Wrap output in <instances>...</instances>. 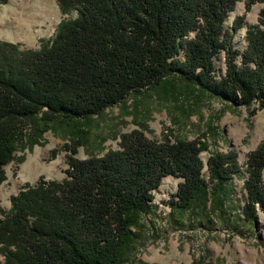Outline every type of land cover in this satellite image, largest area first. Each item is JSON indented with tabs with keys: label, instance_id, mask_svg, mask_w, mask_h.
Instances as JSON below:
<instances>
[{
	"label": "trees",
	"instance_id": "16d2710c",
	"mask_svg": "<svg viewBox=\"0 0 264 264\" xmlns=\"http://www.w3.org/2000/svg\"><path fill=\"white\" fill-rule=\"evenodd\" d=\"M239 2L247 13L264 0H57L71 17L40 49L0 41V186L6 168L23 163L48 132L69 137L63 180L28 185L9 212L0 205V264L129 263L147 217L159 216L154 191L167 177L181 179L169 203L172 217L222 216L235 178L245 180V220L252 224L257 211L264 213V141L243 172L236 151L209 152L206 133L150 139L134 116L138 129L121 134L118 149L104 152L101 143L88 159L77 157L81 147L90 149L85 125L117 106L133 116L150 93L166 105L194 101L180 109L186 117L198 114L206 97L239 103L250 114L255 104L264 109V11L240 51L234 39L245 17L226 27ZM221 55L226 71L217 81Z\"/></svg>",
	"mask_w": 264,
	"mask_h": 264
},
{
	"label": "rangeland",
	"instance_id": "374dc122",
	"mask_svg": "<svg viewBox=\"0 0 264 264\" xmlns=\"http://www.w3.org/2000/svg\"><path fill=\"white\" fill-rule=\"evenodd\" d=\"M262 11L264 3L254 5L246 13L244 2H239L231 13L227 28H231L236 17H245L243 28L234 39L238 50L246 48V31L258 24ZM69 17L61 14L57 0H8V4H0V41L19 44L20 50L40 49L43 42L53 37L59 22ZM215 63L216 79L220 81L226 71L224 55ZM139 100L142 106L133 116L122 114V107L117 106L85 125L83 130L88 131L90 149L81 147L77 157L88 159L90 152L99 151L97 145L101 143L104 152L118 149L120 135L138 129L134 116L148 127L146 135L150 139L162 140L163 133L168 131L187 140L206 133L209 152L236 151L243 172L248 154L264 141V109H258L256 104L252 107L254 114H250L239 103L234 105L222 97H206L199 103V113L186 117L181 115L180 109L192 105V100L181 98L178 106L166 105L152 93ZM132 104L129 98L126 111H132ZM63 135L62 132L59 135L48 132L44 144L27 152L23 163L13 162L6 168L8 178L0 186V205L5 212L10 211L12 198L28 185L36 186L40 179L61 181L67 176V153L62 147L69 137ZM209 152L201 155L204 163L209 159ZM21 155L18 152L17 156ZM204 172L208 174L206 165ZM205 179L207 181L208 177ZM180 182L181 179L167 177L154 191L159 216L153 220L147 217V228L136 260L132 258L126 264H264V213L257 211L252 224L245 220L244 179H234L230 186L232 200L227 202L226 212L212 217V222L203 216L172 217L169 203ZM261 186L264 187V175Z\"/></svg>",
	"mask_w": 264,
	"mask_h": 264
}]
</instances>
